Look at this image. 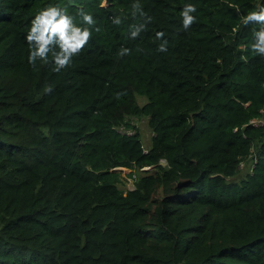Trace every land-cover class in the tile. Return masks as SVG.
<instances>
[{"label":"trees","instance_id":"obj_1","mask_svg":"<svg viewBox=\"0 0 264 264\" xmlns=\"http://www.w3.org/2000/svg\"><path fill=\"white\" fill-rule=\"evenodd\" d=\"M134 2L0 0V264H264V125L249 123L264 57L250 48L259 25L241 22L257 0H140L153 19L132 38ZM186 2L197 20L182 30ZM53 3L96 19L59 72L29 64L24 39ZM121 167L139 170L133 189Z\"/></svg>","mask_w":264,"mask_h":264},{"label":"clouds","instance_id":"obj_2","mask_svg":"<svg viewBox=\"0 0 264 264\" xmlns=\"http://www.w3.org/2000/svg\"><path fill=\"white\" fill-rule=\"evenodd\" d=\"M258 7L249 11L242 19V24L256 22L259 27L253 30V40L250 48L255 55L264 57V0H257ZM197 12L195 3L186 2L179 10L180 25L182 30H188L197 20L194 13ZM78 16L82 23H76L72 13L66 7L57 4H49L36 11L32 16L24 39L28 44L27 61L35 66L39 60L43 63H51L53 71L59 72L67 68L92 36L96 19L93 14L83 9L78 10ZM131 15L142 18L138 23L129 25L128 35L137 37L146 29L153 17L143 8L140 0H135L132 4ZM111 22L119 25L122 23L120 15H114ZM98 30V28L96 29ZM164 36L163 31L156 33V38L160 40ZM168 40L162 39L157 45L161 52L167 51ZM131 52L128 47L121 46L118 49L119 56H126ZM51 55V60L49 56ZM51 86L45 88V92H50Z\"/></svg>","mask_w":264,"mask_h":264},{"label":"rangeland","instance_id":"obj_3","mask_svg":"<svg viewBox=\"0 0 264 264\" xmlns=\"http://www.w3.org/2000/svg\"><path fill=\"white\" fill-rule=\"evenodd\" d=\"M136 100H137L138 104L142 105L143 103H145L146 98L144 96L138 95L136 97ZM132 124L139 130V137H140L141 142L143 144V148L145 150H147V148L152 144V137L154 135V132L148 126L146 117L132 118ZM252 162H253L252 157L244 160L243 165L239 166L237 174L231 179H233L235 181H239L242 177H244L247 172H250ZM161 163H162V161H161ZM117 170H121V173H120L121 177H122V179H125L124 184H122V183L118 184V186L124 190H125V188H127V186H130L128 179L132 176V174H135V175L139 174V172H138L139 170H133V169L131 170V169L126 168V167H121L120 169H117Z\"/></svg>","mask_w":264,"mask_h":264},{"label":"built area","instance_id":"obj_4","mask_svg":"<svg viewBox=\"0 0 264 264\" xmlns=\"http://www.w3.org/2000/svg\"><path fill=\"white\" fill-rule=\"evenodd\" d=\"M249 123L252 124V125H264V109L261 110V116L249 120ZM118 129L120 130V132H124L125 131L124 127H119ZM127 133H131V132L128 131ZM161 161H162V163H165L164 159H161ZM242 165H243V162L241 161L239 166H242ZM147 168L148 167H142V168H140V170H144V169H147ZM133 177H135V174H132V176L128 179L129 180V185H130V186H127L128 189H133L134 188Z\"/></svg>","mask_w":264,"mask_h":264},{"label":"water","instance_id":"obj_5","mask_svg":"<svg viewBox=\"0 0 264 264\" xmlns=\"http://www.w3.org/2000/svg\"><path fill=\"white\" fill-rule=\"evenodd\" d=\"M117 169H120V168H114L113 170H117Z\"/></svg>","mask_w":264,"mask_h":264}]
</instances>
